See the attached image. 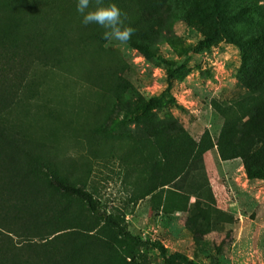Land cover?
<instances>
[{
	"label": "rangeland",
	"instance_id": "374dc122",
	"mask_svg": "<svg viewBox=\"0 0 264 264\" xmlns=\"http://www.w3.org/2000/svg\"><path fill=\"white\" fill-rule=\"evenodd\" d=\"M124 1L122 19L155 15L154 28H163L148 40L155 55L116 40L80 50L71 71L55 72L43 85L34 120L89 166L90 187L125 215L133 233L198 264H264V179L250 178L240 157L223 160L217 144L245 93L237 42L247 46L264 22V0H219L230 37H210L214 0H161L156 8ZM157 54L183 63L171 79L170 65ZM171 94L176 103L156 105ZM123 160L133 165L126 175ZM57 211L71 217L81 207L72 201ZM48 240L18 241L48 253ZM56 259L36 264H188L166 259L153 246L124 240L107 248L91 237Z\"/></svg>",
	"mask_w": 264,
	"mask_h": 264
},
{
	"label": "trees",
	"instance_id": "16d2710c",
	"mask_svg": "<svg viewBox=\"0 0 264 264\" xmlns=\"http://www.w3.org/2000/svg\"><path fill=\"white\" fill-rule=\"evenodd\" d=\"M104 2L118 7L125 3ZM160 2L143 0V6L156 8ZM209 8L216 14L210 37L220 32L230 37L220 1L214 0ZM155 19V15L144 13L123 19L135 29L128 43L146 57L155 55L148 40L163 31L154 28ZM103 31L97 25L81 23L76 0H0V264L58 262L60 253L86 237L107 248L129 240L157 248L168 260L198 264L183 253H169L159 240L133 233L125 215L109 209L90 187L89 166L60 149L50 131L33 118V102L50 76L71 71L80 50L112 42L103 38ZM237 43L244 53L238 79L245 93L238 102L237 117L225 123L217 144L223 160L240 157L250 178L264 179V22L247 38V46ZM156 56L170 65V79L183 66L178 60ZM153 101L151 98L146 104ZM156 101L163 108L176 103V98L171 94ZM123 161L120 171L126 175L133 165ZM72 201L78 202L81 214L68 217L62 211L52 212ZM94 229V234L88 233ZM37 235L49 239L45 243L48 253L18 241Z\"/></svg>",
	"mask_w": 264,
	"mask_h": 264
},
{
	"label": "clouds",
	"instance_id": "9594fccd",
	"mask_svg": "<svg viewBox=\"0 0 264 264\" xmlns=\"http://www.w3.org/2000/svg\"><path fill=\"white\" fill-rule=\"evenodd\" d=\"M76 11L84 26L94 24L104 29L103 38L128 42L135 29L127 26L122 19V11L115 3L104 0H76Z\"/></svg>",
	"mask_w": 264,
	"mask_h": 264
}]
</instances>
